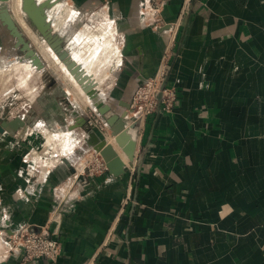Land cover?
<instances>
[{"label": "crops", "instance_id": "1", "mask_svg": "<svg viewBox=\"0 0 264 264\" xmlns=\"http://www.w3.org/2000/svg\"><path fill=\"white\" fill-rule=\"evenodd\" d=\"M63 1L71 18V4L75 19L103 11L118 40L123 68L102 89L115 111L166 59L177 100L149 118L125 175L82 181L62 204L61 224L50 225L62 244L56 264H264V0H197L170 45L168 31L141 22L143 0ZM182 5L168 0V23ZM71 33L81 35L64 26L62 37ZM57 110L62 123L60 102ZM47 123L35 120L8 145L0 138V216L13 228L46 225L71 176L64 163L47 177L27 172L25 154L45 145L31 133Z\"/></svg>", "mask_w": 264, "mask_h": 264}, {"label": "rangeland", "instance_id": "2", "mask_svg": "<svg viewBox=\"0 0 264 264\" xmlns=\"http://www.w3.org/2000/svg\"><path fill=\"white\" fill-rule=\"evenodd\" d=\"M10 3L11 0L9 1V8L11 10ZM71 6L74 5L71 4ZM102 12L103 11L98 10L97 14H95L94 16L91 15L84 19L83 18L75 19V16H73L72 18L67 16L69 11L68 12L65 11L63 12V15L61 14L60 17H62V19L65 20L63 23L64 26L69 28H74L76 33H79V31L82 32L83 28H85L87 25L88 28L87 29L85 28L86 34L81 39L82 42L80 41L79 42L80 44L78 43L77 44L78 46L76 45L74 51L76 54L83 55V57H81V59L83 58L82 60H84L83 62H85V59L86 62L90 60L88 62L89 64L87 63L88 65H86L87 67L85 65L84 66L86 67V69H88V67L89 68L93 67L92 69H88V70L89 71L91 70L93 76L95 74L96 75L94 77L89 74L87 75H89L91 78H93L94 81L97 82V86L100 87V90L107 95V102L113 106L115 104L113 98L108 92H104V90L102 89L106 90L110 87V83H111L110 78L112 79L114 77L115 72L123 68V64H120L118 67L116 65L117 63L116 60L119 61L121 55L119 50L118 40L116 39V37L113 38L114 37L113 32H110L112 31L111 28L109 27L110 29H107L108 28L106 26L107 21L104 18ZM88 18L89 19L92 18V21H90ZM0 27H3L1 23H0ZM19 28L24 33V31L20 26ZM90 34H92L93 36H91ZM108 34H110V36ZM24 35L29 39V37L25 33ZM72 35L73 33H71L70 35L71 39H68L67 37H66L67 39L64 38L65 40H67V43L73 40ZM94 36H97L98 39H96V37ZM92 37H94V39H92ZM90 39L94 41H91ZM87 41L90 43H86ZM32 45L34 46L33 43ZM94 46H97L98 48L97 47L94 48ZM117 49L119 50V52ZM71 55L74 58V53ZM18 56L19 55L17 51L14 50L13 38L9 35L7 30L4 29L3 33L0 34V64L5 66L4 68L0 69V123L4 120L14 119L17 116H25L26 118H28L29 123L33 124L35 120H40L41 118H43V116H47L49 118V121L51 122V123H47L49 126L46 125L47 131L42 132L43 134L41 135L38 134L37 132H34L36 133V135H38L37 142L42 140V142L49 143L48 144L49 146L47 148L45 149L41 148L40 150H38V152L41 153V160L38 163V169L40 170L42 166H44L46 163L48 164V162L51 161V159L46 161V158H49L50 156L43 155L42 152L44 150L45 151L47 150L48 152L56 153L57 155H59V157L62 156L63 153L67 152L66 154L68 155V153L71 154L73 152V156L75 157V161L73 162V167L74 169L76 168L78 169L82 163H87L89 161L90 154L94 153V150H90L89 152H84L81 149H79L77 147L78 145L74 143V140H72V137L69 135V132L66 129L70 125V123H72V111L83 109L85 106L90 105L91 103H89L88 99L87 100L85 99L86 96L84 94L81 95V92L78 91L77 87H75L76 85L73 84L74 82H72L71 79L62 77V74L59 73L57 70H55V68L53 67L54 64L48 63L46 60H44V58L41 55L40 56L45 61V69L43 71H39L34 67L32 68L29 65H26L28 61L27 62L19 61L17 59L19 58ZM114 57L116 59H114ZM94 58L95 60H93ZM10 61L13 64H10L9 63ZM94 62H96L95 65ZM78 64L81 65L86 72L84 66L80 63ZM96 64L99 65L97 66ZM93 69L94 70L97 69V71H94ZM101 74L103 75L101 76ZM147 81L148 79L146 80V82ZM75 82L77 83L76 80ZM145 83L139 85L136 88V90L140 86L144 87L146 85ZM77 85L79 84L77 83ZM80 96L85 98H81ZM83 99L85 102L82 101ZM58 102H60L65 109V116H64L65 118L63 121L64 123L63 122L56 123L59 118V114L57 110ZM68 102H70V104L74 106V109L67 108ZM80 132L83 134V131L81 130L78 131L77 133L80 134ZM50 135L51 136L54 135L53 141H50V137H51ZM66 135H68L69 137L67 136L68 137L67 138ZM4 136L7 138H5V140H3L2 142L8 145L10 141L9 135L5 134ZM102 138L103 139L106 138V141H108L107 136L105 137L102 136ZM62 142L64 146L62 145ZM34 145H36L35 142ZM69 149H71L70 152L67 151ZM54 169L55 168H51L50 173H52ZM74 173L75 171H71V175ZM80 187L78 190H81ZM61 200H62V196H60L56 202L58 204H64V202L61 203Z\"/></svg>", "mask_w": 264, "mask_h": 264}, {"label": "built area", "instance_id": "3", "mask_svg": "<svg viewBox=\"0 0 264 264\" xmlns=\"http://www.w3.org/2000/svg\"><path fill=\"white\" fill-rule=\"evenodd\" d=\"M192 1L193 0H183L181 13L178 19L172 23H168L163 15L168 0H143L140 7L141 22L145 26L157 31L170 25V29L168 30L170 33V45L175 41ZM167 54L165 55V59L169 56ZM120 64H122L121 55L118 63H116L117 67ZM170 71L171 66L169 64V59H166V62L162 65L158 73L154 77L148 79L144 87L140 86L132 97L128 119L131 124L137 125L139 145L142 143L149 118L157 111L160 113H168L175 105V101L177 100L175 87H169L167 85L164 90V100L160 107L156 99L159 86L163 79L170 74ZM80 111L86 118L89 128L104 137L109 135L110 130L108 125L97 111L93 110L89 105L85 106ZM33 133L34 132L31 134ZM25 136H27V134H25ZM25 139L27 140V138ZM78 143L79 145L77 147L79 149L84 152H89L83 146V138L79 139ZM44 144L43 149L49 146L48 142H44ZM42 154L50 156L46 158V161L50 159L51 161L42 166L40 170L38 169V163L41 160V153L38 152L36 148H32L25 154L24 157L28 165V173L35 175L37 172L39 173L45 169V177L50 174L48 169L50 166L52 167V161L56 160L55 156L57 154L48 152L47 150H44ZM74 171L75 173L70 176L68 184L58 190V197L62 196L61 203L75 200L78 197L80 194L78 189L83 181L82 178H85L87 181L96 178L99 175L108 173V168L101 154L94 152L90 154V159L87 163H82L81 166ZM128 200H130V195L128 196L127 201ZM61 206L62 204H59L51 215L48 223L40 227L24 223L13 228L11 224L6 225L4 217L0 216V264H40L42 261L48 262L49 264H56L62 255V244L59 240L51 236L50 225L52 223L61 224Z\"/></svg>", "mask_w": 264, "mask_h": 264}, {"label": "water", "instance_id": "4", "mask_svg": "<svg viewBox=\"0 0 264 264\" xmlns=\"http://www.w3.org/2000/svg\"><path fill=\"white\" fill-rule=\"evenodd\" d=\"M9 1L10 0H0V23L14 40V50H16L19 55L17 59L22 62L30 61L32 66L36 67L39 71H43L45 69V61L15 22L9 8ZM61 1L63 0H22V9L32 29L44 39L55 54L58 55L60 61L66 65L84 93L92 100V104L89 106L97 111L108 125L110 136L123 151L128 163H125L111 143H107L106 138H101L96 131L91 130L87 126V120L80 110H73L72 123H70L66 130L74 140V143L79 145V139L83 138V146L85 149L100 153L107 165L109 174L115 178H119L127 173L128 168L126 164L135 161L139 146L137 125L131 124L128 119L130 103L125 105L122 112L118 113L115 111L113 106L107 102V95L97 86V82L87 75L83 67L73 59L68 50L69 42L67 43L64 37L53 30L52 23L48 19V10L53 9ZM196 3L197 0L192 1L190 10L194 8ZM169 29L170 25H167L158 31H168ZM9 63L12 64L11 61ZM169 79L170 74L163 79L159 86V91L156 95L159 107L164 100V90L168 85ZM145 82L146 80H143L140 85ZM70 109H74L73 105L70 106ZM29 125V120L25 116H17L11 120H4L0 123V138L5 134L15 137ZM80 130L83 131V134L77 133ZM148 147L149 144L145 146L143 150L144 153L147 152ZM68 156L69 153L68 155L63 153L60 157L56 155V160L53 161L52 167L50 166L48 170L51 171V168H56L64 163L71 171H74L73 161L71 158H66ZM82 180L87 181L85 178H82Z\"/></svg>", "mask_w": 264, "mask_h": 264}, {"label": "bare ground", "instance_id": "5", "mask_svg": "<svg viewBox=\"0 0 264 264\" xmlns=\"http://www.w3.org/2000/svg\"><path fill=\"white\" fill-rule=\"evenodd\" d=\"M39 1H44V0H39ZM11 10H12V12L11 13H13V18H14V20H16L15 22L17 23V25H19L21 28H22V30L24 31V33L29 37V39L32 41V43L34 44V46L36 47V49H37V51L39 52V54L44 58V60H46L48 63H53L54 65H53V67L55 68V70H57L59 73H61L62 74V77H65V78H69V79H71V81L72 82H74L73 84L74 85H76L75 87H77V89H78V91H80L81 92V95L82 94H84L85 96H86V98L85 97H81V98H85L86 100L88 99V101H89V103H91L92 104V100L84 93V91H82V89H81V87L79 86V85H77V83L75 82V77L73 76H71V73H70V71L67 69V67L65 66V64H62L63 62H61L60 61V59H59V57H58V55L56 56V54H55V52H53V50L51 49V47H49V45L46 43V41L44 40V39H42L33 29H32V27L29 25V23L27 22V20H26V18H25V13H24V11H23V9H22V0H11ZM69 9H70V6H69V3H66V2H64V1H61L60 3H58L53 9H50V10H48V19L50 20V22L52 23V26H53V29L56 31V32H59V34L62 36V32H63V29H64V21L65 20H63L62 19V17H60L61 16V14L63 15V12H65V11H69ZM72 9V8H71ZM87 29V28H86ZM86 29H84V30H82V32H81V35H79L78 37H76L75 39H73V40H71L70 42H69V44H68V50H69V52H70V54H73L74 53V60H76L77 61V63H80V64H82L83 66L85 65H88L89 63V61L88 62H86V59H85V62H83L84 60H82L81 59V57H83V55L82 54H76L75 53V51H74V49H75V47H76V45L81 41V39L84 37V35L86 34ZM108 29V28H107ZM110 32H112V31H110ZM90 33V32H89ZM102 33H103V31H102ZM101 33V34H102ZM105 33V32H104ZM106 34V33H105ZM91 36H93L92 34H90ZM89 35V36H90ZM109 36H110V34H108ZM107 35V36H108ZM100 36V35H99ZM98 36V37H99ZM94 37H96V39H98L97 38V36H94ZM94 37H92V39H94ZM102 37V36H101ZM89 38V37H88ZM110 38V37H109ZM91 40V39H90ZM105 40V39H104ZM111 40V39H110ZM91 41H94V40H91ZM82 42V41H81ZM96 42V41H95ZM106 42V41H105ZM86 43H90V42H86ZM111 43V42H110ZM80 44V43H79ZM97 44H98V42H97ZM112 44V43H111ZM83 45V44H82ZM108 45V44H107ZM78 46V45H77ZM113 46V45H112ZM95 47H97V46H94V48ZM111 47V46H110ZM98 48V47H97ZM96 48V49H97ZM112 48V47H111ZM102 49V48H101ZM112 50V49H111ZM114 50V49H113ZM95 51V50H94ZM87 52V51H86ZM101 52V51H100ZM99 52V53H100ZM89 53V52H88ZM102 53V52H101ZM90 54V53H89ZM88 54V55H89ZM117 55H119V54H117ZM90 57V56H89ZM89 57H88V59H89ZM97 59V58H96ZM114 59H116L115 57H114ZM93 60H95V58L93 59ZM17 61V60H16ZM114 61V60H113ZM117 61V63H118V60H116ZM18 62V61H17ZM93 62V61H92ZM14 63H15V61H14ZM88 63V64H87ZM95 63L96 62H94V65H95ZM13 64V63H12ZM91 64V63H90ZM106 64V63H105ZM5 65V64H4ZM26 65H29L30 67H34V66H32V64H31V62L30 61H28V63L26 64ZM97 65V64H96ZM99 65V64H98ZM97 65V66H98ZM84 66V68L86 69V67ZM5 66H3V65H1L0 64V69H2V68H4ZM35 69H37L36 67H34ZM93 67H91V68H89L88 67V69H92ZM94 68H95V66H94ZM88 69H86V72H87V74H89V75H91V76H93V74L91 73V70L89 71ZM38 70V69H37ZM94 70V69H93ZM107 70V69H106ZM31 71H32V69H31ZM94 71H97V69L96 70H94ZM93 71V72H94ZM5 72V71H4ZM99 72V71H98ZM97 72V73H98ZM104 72V71H103ZM104 74H106V73H104ZM96 75V74H95ZM94 75V76H95ZM103 74H101V76H102ZM93 76V77H94ZM108 76V75H107ZM100 77V76H99ZM98 78V77H97ZM103 80V79H102ZM67 81V80H66ZM101 82V81H100ZM79 92V93H80ZM78 95V94H77ZM79 97V96H78ZM83 102H85L84 101V99L82 100ZM85 105V104H84ZM30 126V125H29ZM29 126L28 127H26L25 129H27V128H29ZM24 129V130H25ZM51 136V135H50ZM54 136V135H53ZM53 136H51L50 137V141H53V139H54V137ZM68 135H66V137H67ZM102 136L103 135H101V138H102ZM49 137V136H48ZM65 137V136H64ZM65 137V138H66ZM69 137V136H68ZM67 137V138H68ZM67 140V139H66ZM73 140V139H72ZM107 143H111L114 147H115V149H117V151L119 152V154L121 155V157L123 158V160L125 161V162H127L128 160H127V158H126V156L121 152V150L119 149V147L117 146V144L115 143V140L112 138V137H110L109 139H108V141H107ZM51 144V143H50ZM64 144H66V143H64ZM62 145H63V142H62ZM38 146V145H37ZM64 146V145H63ZM63 148V147H62ZM68 149V148H67ZM67 151H71V149H69V150H67ZM67 153V152H66ZM73 154V152L71 153V154H69V156L68 157H66V158H68V159H70L71 158V155ZM49 163V162H48Z\"/></svg>", "mask_w": 264, "mask_h": 264}, {"label": "flooded vegetation", "instance_id": "6", "mask_svg": "<svg viewBox=\"0 0 264 264\" xmlns=\"http://www.w3.org/2000/svg\"><path fill=\"white\" fill-rule=\"evenodd\" d=\"M72 7L75 9V13H74L73 16L76 17L77 15H80V13H79V9H78L76 6H72ZM82 15H84V14L82 13ZM88 15H89V14H88ZM88 19H89V18H88ZM89 20L92 21V18H90ZM85 28H88L87 25H86ZM66 41H67V40H66ZM15 51H16V50H15ZM70 106H72V105L70 104V102H68V103H67V108L70 109ZM73 108H74V106H73ZM72 112H73V111H72Z\"/></svg>", "mask_w": 264, "mask_h": 264}]
</instances>
